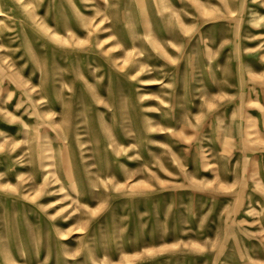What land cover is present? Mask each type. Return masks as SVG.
Wrapping results in <instances>:
<instances>
[{
  "label": "rangeland",
  "instance_id": "rangeland-1",
  "mask_svg": "<svg viewBox=\"0 0 264 264\" xmlns=\"http://www.w3.org/2000/svg\"><path fill=\"white\" fill-rule=\"evenodd\" d=\"M0 264H264V0H0Z\"/></svg>",
  "mask_w": 264,
  "mask_h": 264
}]
</instances>
